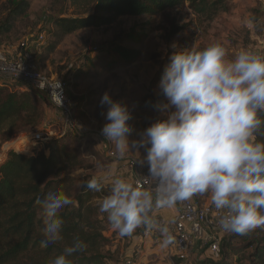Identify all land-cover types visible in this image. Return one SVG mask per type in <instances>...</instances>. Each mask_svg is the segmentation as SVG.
Instances as JSON below:
<instances>
[{
  "label": "clouds",
  "instance_id": "obj_1",
  "mask_svg": "<svg viewBox=\"0 0 264 264\" xmlns=\"http://www.w3.org/2000/svg\"><path fill=\"white\" fill-rule=\"evenodd\" d=\"M159 89L167 100L162 105L166 118L133 140L127 105L108 92L100 100L101 107L108 106L102 134L112 143L114 156L123 160L129 152L138 153L137 158L142 150L147 153L141 163L148 167L149 188L111 169L81 185L94 192L109 185L100 211L112 228L121 237L140 227L155 229L167 244L171 233L155 219V210L199 195L210 198L223 231L247 235L264 229V54L244 48L229 58L219 41L202 48L194 44L170 56ZM73 203L60 189L37 198L41 248L63 239L61 211ZM86 247L74 236L48 264H72L70 257Z\"/></svg>",
  "mask_w": 264,
  "mask_h": 264
},
{
  "label": "rangeland",
  "instance_id": "obj_2",
  "mask_svg": "<svg viewBox=\"0 0 264 264\" xmlns=\"http://www.w3.org/2000/svg\"><path fill=\"white\" fill-rule=\"evenodd\" d=\"M222 1L223 6L213 18L200 14L187 1L180 7L168 10L167 17L163 14L130 15L121 17L109 27H87L67 35L42 62L39 58L45 53L46 45L56 41L51 33L54 29L51 17L73 15L79 9L73 7L70 0H32L28 12L18 21L15 32L2 40L0 46L17 43L24 35L43 34L45 32L41 31L44 29L48 31V35L45 33L47 43L33 50L32 55L36 53L35 61L44 74L70 80L68 96L73 102V114L71 121H61V111L49 104L43 126L37 131L22 134L10 142L11 147L18 153L33 154L44 149L50 139H64L67 144L80 148L86 167L72 173L80 179L76 183L78 190L85 180L92 176H105L109 169L132 182L137 171L148 168L146 162L141 163L147 155L146 150H142L139 158V154L134 152H129L123 160L114 156L112 143L102 134L103 126L108 122V106L101 107L100 100L108 92L114 101L127 105L131 113L130 140L138 139L143 129L158 119L166 118L162 105L167 100L159 89V82L175 51L191 48L194 44L202 48L219 41L225 45L229 58L244 48L264 53V0ZM6 2L0 0V23L4 18ZM173 23L182 26L183 30L170 37ZM117 45L138 50L139 58L131 63L125 61L115 52ZM34 133H41L37 143L31 140ZM8 146L2 149L1 160H5ZM133 162L137 165L132 169ZM109 190V185L105 183V188L100 192L102 195L94 199L99 207ZM194 198L210 203L207 196L196 195ZM156 216L157 213L154 214ZM100 217L104 234L109 239L105 248L110 256L109 264H118L123 257L138 252L139 248L142 252H139L137 264H160L168 260L161 242L140 240L146 230L144 227L138 228L131 236L121 237L112 228L106 213L102 212ZM263 234L264 229L247 235L224 234L222 242L227 244L224 247L221 245L220 257L214 259L206 248H200L189 256L185 264H218L225 253L233 264H248L245 256L253 249L243 246L249 240L261 238ZM235 249H242V252L234 255Z\"/></svg>",
  "mask_w": 264,
  "mask_h": 264
},
{
  "label": "trees",
  "instance_id": "obj_3",
  "mask_svg": "<svg viewBox=\"0 0 264 264\" xmlns=\"http://www.w3.org/2000/svg\"><path fill=\"white\" fill-rule=\"evenodd\" d=\"M187 1L208 18H213L223 6L222 0H70L79 11L73 15L51 17L54 28L51 33L56 41L53 44L48 42L45 53L39 59L45 62L66 36L76 31L87 27H109L121 17L130 15L163 14L167 17L168 10ZM31 2L7 0L0 23V43L15 32L18 21L28 12ZM171 26L170 37L183 30L175 23ZM41 32L48 35L45 29ZM114 50L129 63L139 58L138 50H129L121 45ZM69 89L70 86L68 94ZM49 104L47 94L34 88L19 92L0 87V156L2 149L9 145L6 149L9 150H5V160L0 159V264H48L51 258L61 254L64 247L71 244L74 236H79L87 247L70 257L72 264H109L110 256L105 250L109 239L104 234L100 207L94 202L101 193L86 187L78 190L76 183L80 179L72 174L86 167L80 148L67 144L64 139H50L44 149L23 154V151L18 153L10 145L22 134L37 131L43 126ZM58 189L64 190L74 203L61 211L63 239L41 248L43 222L36 200L38 197L43 199L50 190ZM221 243L222 247L227 244L224 241ZM243 247L253 249L245 256L248 264H264V234L259 239L247 241ZM241 252L242 249L233 251L234 255ZM229 258L225 253L218 264H233Z\"/></svg>",
  "mask_w": 264,
  "mask_h": 264
},
{
  "label": "built area",
  "instance_id": "obj_4",
  "mask_svg": "<svg viewBox=\"0 0 264 264\" xmlns=\"http://www.w3.org/2000/svg\"><path fill=\"white\" fill-rule=\"evenodd\" d=\"M47 43L45 33L24 35L17 43H6L0 46V87H8L24 92L27 86L47 94L51 104L62 113L61 121H71L73 114V102L70 100L67 89L70 86L68 80L57 75L44 74L32 55L33 47H41ZM264 54V53H260ZM60 85L57 88V85ZM58 94H57V93ZM48 137L44 138L47 139ZM41 139V133H34L31 140L37 143ZM33 150V148H32ZM133 169L135 162L131 163ZM148 168L137 171L132 182H139L149 188L147 181ZM177 212L171 220L161 216L155 219L165 223L169 228L172 240L164 242L162 234L155 229L144 230L140 236L142 242H161L166 249L168 260L160 264H185L189 256L200 248H206L209 256L218 258L221 256V241L224 234L218 223L219 213L210 203L201 202L194 197L191 200L178 202ZM139 251L130 256L123 257L118 264H137L140 258Z\"/></svg>",
  "mask_w": 264,
  "mask_h": 264
},
{
  "label": "crops",
  "instance_id": "obj_5",
  "mask_svg": "<svg viewBox=\"0 0 264 264\" xmlns=\"http://www.w3.org/2000/svg\"><path fill=\"white\" fill-rule=\"evenodd\" d=\"M178 207L173 206L171 208L156 209V212L159 216L171 220L174 214L177 212Z\"/></svg>",
  "mask_w": 264,
  "mask_h": 264
}]
</instances>
